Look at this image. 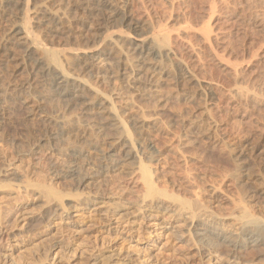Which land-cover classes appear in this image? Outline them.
Wrapping results in <instances>:
<instances>
[{
    "label": "rangeland",
    "instance_id": "rangeland-1",
    "mask_svg": "<svg viewBox=\"0 0 264 264\" xmlns=\"http://www.w3.org/2000/svg\"><path fill=\"white\" fill-rule=\"evenodd\" d=\"M39 1L41 2L42 0H32L30 1L31 3L29 2L30 13L38 8V6H41L38 5L40 3ZM47 1L48 0H45L43 3L41 2L42 4L46 3L45 5H48H43V8H49H45L46 16L44 19L45 23L43 22V28H47V25L50 28L54 27L55 22L51 14L54 13L56 9L58 12L60 11L59 14H61V12L63 14L66 12L67 16L64 15V17L71 22L75 20L74 16L77 19L82 15L83 17H81L83 19L85 18L84 20H87L90 24L91 21L93 24H96L97 19L98 26H96L97 24L93 25V27L96 26V29L106 25L102 18L103 14L98 12L100 14L98 15V13H96L97 11L94 10L93 12L91 10L82 13L83 11L79 3H75L76 0H74L73 4L72 0H66L70 3H66L65 0H51L49 1V3L51 2V6ZM121 1L128 2L132 5V15L134 16H132V18L140 16L138 18L140 19L145 15L144 18L147 16L146 18L151 19V21L149 19L150 25H153L151 29L146 30V35H149L150 31V34L156 33L161 26L160 24L163 26H161V28L171 32L168 31L170 35L172 33L174 34L175 31L178 32L181 27L182 30L184 26V29H191L193 38L190 40V45L195 49L193 54L195 55L197 52L195 56L198 60L194 57V59H192L194 61L189 63V68L190 74L191 71L192 73L195 72L193 76H196L200 83L203 82L199 85L200 90L198 85L190 81L188 82L189 79L187 78V74L185 75V72H181L177 67H174L175 65L171 66V63L169 64V62L164 59H158L159 63H161L160 65L166 66V71L156 84H153L151 82L152 79L144 72L140 74H138V72H130L132 68L129 67L132 66L134 59L132 47L127 42L119 43L122 45L121 48H118L120 47L118 46L119 44L117 47L115 45L117 49L114 46L106 45L108 49L104 45L102 46L104 47L103 49H107L105 52L107 56L104 61L99 62L98 67L100 68L98 72L101 73L94 74V78L91 74L88 77L89 73H85L77 67V70L74 69L77 73L73 72L76 76L73 74V77H79L77 79L82 81L86 80L84 82L90 83L87 84L93 86L91 89H96L98 94L103 95L102 97L111 98L115 103L116 111L118 110L119 112L121 122L130 130L133 137L138 132L137 127L141 124L144 125V123L152 129L158 128V130H160L159 139L162 142L161 144H164L163 150L162 148L158 150L160 151L158 154L161 156L160 167L163 166L164 172H169L168 176L172 175L171 178H168L166 172L164 176L162 175V180L166 183H163V185L164 187L166 186L165 188L167 190L170 189V191H173L174 189L171 187L167 188V186L171 185L168 180H172L173 176L175 177L174 179L177 178L175 176L178 169L177 165L178 167L181 165L179 168H182L184 165V174L187 177L189 175V178H191L189 180H191V185L194 188V196L192 195L191 197L187 193L184 195L181 194L180 197H184L183 199H187L188 197L192 201H197L203 208V210H201L202 212H200L201 214H198V217L201 215L203 219L201 217H196L193 222L189 214L185 211L176 214L178 209H176V211L174 210L177 205H173L174 203L172 204L174 208L169 206L167 209L163 210L164 208L160 206V208H158L156 204L152 203V205L150 201L142 203L141 201L139 202L138 198H135V193L126 186V181H129L136 172V161L126 162L123 159V155L117 151H115L112 156L107 155L112 154V152L104 148L107 143L114 140L118 134L115 128L108 126L100 115L95 113V109L93 110L86 105L94 96L92 95V91H86L87 93L85 92L86 94L84 93L85 95H83L86 101L89 100L88 103H85L86 101L84 99H82V101L74 100L71 102L50 96V94L47 93L48 88L47 83L44 82L45 79L39 72L40 76L36 74V69L27 65L29 64V60L26 58L27 55L23 53V51L25 52L24 49L26 45L19 42L13 37L11 32L8 31L13 28L11 24H15V22L19 20L18 17H20L19 14H21L20 11H18L19 7L14 4L11 6L5 5L4 7L3 4H0V39L2 38L0 40V47L2 48L7 44V47L5 45L7 48L6 52L5 47L2 48L3 50L0 48V174L3 175H0V180L3 179L4 174H10L8 178H4V181H2H7L6 183L9 182V184H12L9 188L0 189V208L7 211V207H11L14 212L13 216L9 219L11 223H8L11 226H8L7 223V225L4 223L0 226L1 229L4 227L3 232L0 231V235H2L3 244H6V239H9L10 248L13 247L11 249L13 257L21 256L22 254L25 258H28V263L105 264L104 262H107L108 264H201L203 260L200 259L201 256L199 257L196 252H201L200 250L203 249L194 241L197 237L195 236L197 229L206 227L209 230H218L223 234L236 232V228L242 225V221L240 222L238 218L235 217L237 214L235 209H233L235 208L233 205L239 204L240 202L245 204L247 208L249 207L248 210L251 209L252 213L251 211L249 212L252 215L258 216V218L255 217L256 221L253 220L256 222L255 225L252 224L253 222L243 223L248 225H244L247 231L250 230L248 233L257 234L259 232L257 235H262L264 237V228L260 227L263 226L262 223L264 222H262V220H264V155H257L258 157L255 155L251 157L245 154V150L249 149L250 144L254 140L257 141L258 139L264 138V0H253L255 2L252 0H224L226 7L219 6V4L216 3L217 0H214L215 3L213 0H176L175 6H178L174 7V9H170V7L165 5H161V7L160 5H156L157 7L153 8L154 11L151 9L146 13V10L142 7L143 3L140 0H134L135 2L133 1V3L132 0ZM33 3L36 7L33 6ZM75 4H78V6ZM213 4L215 6L214 9H212L213 7L210 8ZM64 5H68L66 6L67 9ZM70 5L73 8L70 7ZM61 7H64V12L63 9L61 10ZM15 8L18 9H16L18 11L17 15L16 12L12 13V9L15 11ZM47 10L52 11L47 15ZM171 10L172 12L170 13ZM210 10H212V12ZM73 13H75V15ZM148 13H151L149 14L151 16L148 17V15H146ZM96 14L97 17H95ZM176 16H178V20L175 18ZM48 17L54 24H50L51 20ZM169 17L172 18L170 19ZM72 18H74V20ZM29 19H31V30L33 29V32L36 33L35 35L37 36L43 29L35 23L33 15L31 16L29 14ZM93 20L95 21L93 22ZM100 20L101 22L99 23ZM182 24H184V26ZM7 25L10 27L8 26L7 28ZM73 25L72 30L74 31L76 29L78 31L76 24ZM179 25L181 27H179ZM4 26L6 28H4ZM3 30L5 32L7 31L8 35L2 33ZM73 31H71V33ZM208 31L210 33V38L207 45L206 42L203 43L200 39H202L201 33H208ZM82 32H84V30ZM173 34L171 36H173ZM40 35L41 34H39V36ZM134 35H137L135 31H130L128 37L131 38ZM39 36L38 38L41 39L43 45L48 43L47 40H44L43 33L42 36H40L41 38ZM3 38L7 40V43ZM13 39L18 42L15 41V44L12 46V43H14L12 42ZM2 41L4 45L3 43L1 44ZM174 41H176L174 45L176 46L177 44V47L180 48L179 40ZM82 42H87L89 45L94 46L92 42L86 41L85 38L84 41L83 39L77 40V44H81ZM83 43L77 46L90 49L91 46L89 47L87 43ZM48 44L44 46L48 47ZM11 47L12 49L14 48L15 52L10 49ZM49 47L51 48V46ZM61 47L62 46L59 48ZM63 47H67V45ZM4 53L6 54L4 55ZM24 54L25 56H22ZM131 59L133 61H131ZM13 60L15 63L12 62ZM24 60L25 62L28 60L26 64ZM19 62H22V64ZM16 66L18 68H16ZM30 69H33V72ZM235 69L237 70V72H235L237 76L236 74L234 75ZM90 78H93L91 82H89ZM136 78H138V80H136ZM185 78L187 79V83H185ZM148 92L150 95L146 97L145 94H149ZM242 92H246L244 93L245 95H243ZM249 94L261 97L255 99V96L253 97ZM208 112L210 113V121L205 119L204 116L208 114ZM56 121H63L69 126L74 125L81 128H88L92 132L94 146L91 148L90 156L86 158L89 162L85 161V159L82 160L83 162L81 161L82 164L80 165L83 166V173L97 168L95 171L97 173L99 172L100 175L98 173L97 178L95 176L97 174L96 172L90 171V174L85 172L87 173H84L85 175L89 174V177L87 176L89 181L87 180L81 188H76V186H74L75 182L72 181V183L69 179L66 181V179L63 178L65 174L62 176L60 175L61 178L59 176L61 172L59 169L61 166L62 168L64 167L62 165L63 163L64 165L66 164L63 168V170L65 169L64 171H69L74 168V163L72 162L75 161L68 157L67 151L69 147L73 145L75 139L72 136L70 137V135L68 136L61 133L56 126ZM67 121H71L70 124ZM214 128L216 129L214 130ZM228 135L235 141L236 145L234 148L229 147L227 144L225 145L224 138ZM230 148L232 150H237L232 151ZM242 148L243 153H240V151L242 152ZM228 152L234 154L230 157ZM103 156H105V159ZM66 160H68L69 163ZM96 162H98V165H96ZM83 163H85V165ZM109 163L113 164H111L112 167L116 166L115 168L117 170L112 172L113 169L109 168L110 170H106V172H100L106 165L110 166ZM143 164L149 165V161L145 160ZM92 165H95V167L92 168ZM89 166L91 167L90 169L88 168ZM56 171L57 174L59 173L58 175L54 174ZM92 175L94 176L92 177ZM57 176L60 179H58ZM70 182L71 184L69 185L68 183ZM26 183L33 186H30L25 191L23 187ZM15 185L18 186L15 187ZM40 185L47 188L51 187L56 190V192L62 193L63 195L68 193L72 195L75 193V195H77L76 193H78L79 195L76 196V201H85L87 197H91L95 200L93 204L91 202L88 207L83 205V202H80L82 203L81 206L76 205V202H74L75 199H73L75 196H72L69 199L70 201L65 198L63 202L69 205V209L67 208L68 212L62 213L59 217L58 215L61 211L57 209V212L58 210L60 211L58 215L57 212L56 214L50 213L49 215L46 213L47 210L55 208L58 203L54 200H50L54 203L48 202V204H46L47 200H44L45 198L39 195L36 189V186ZM232 201H234V203ZM232 210L234 212H232ZM231 213L234 214V217L230 215ZM44 214L46 215L44 216ZM51 215H54V217ZM39 216H41V218ZM234 220H236V222ZM259 222H262L261 225H258L260 224ZM88 223L93 224L94 233L90 235L92 237H89L87 241L85 238V240H83V235L79 233L77 236L75 233L81 230L80 228L77 229L78 225L81 226V224ZM248 223H250L252 227H250L251 225ZM5 225L7 226L6 228ZM44 225L47 228H45ZM67 229H69L70 232H68ZM59 230L66 231L64 234H69V236H71L72 230H76V232H73L74 234L68 238L69 240L67 239V243H62V247L66 245L64 247L65 250H63L65 254L62 251L63 248L59 246L54 248L51 254H48L50 256H45L47 252L49 253L47 248V243L49 244L48 241L51 239H54V241L59 239L58 235L61 233ZM260 230L263 231L261 232ZM51 235L52 238H50ZM53 235H55V238H53ZM95 235H98V237L101 236L98 239ZM94 238H97V241ZM46 239H48V241ZM83 244L84 246H82ZM102 248L104 249L102 250ZM262 250V253L260 252L257 256L244 252L238 256V259H230L227 257L224 250L218 247L214 252L203 250L202 253H204L202 256L205 259L210 257L211 264H264V249L262 248ZM6 251L10 252L8 244ZM76 251L78 252L75 253ZM208 253L211 256H208ZM55 254H58V256ZM62 254L65 256L63 257ZM60 255L65 258V260L60 257ZM88 256H91V259ZM45 257L48 258L46 259ZM59 257L62 258V261L61 259L59 260ZM104 258L107 260L109 259L108 261L110 262Z\"/></svg>",
    "mask_w": 264,
    "mask_h": 264
},
{
    "label": "bare ground",
    "instance_id": "bare-ground-1",
    "mask_svg": "<svg viewBox=\"0 0 264 264\" xmlns=\"http://www.w3.org/2000/svg\"><path fill=\"white\" fill-rule=\"evenodd\" d=\"M32 1V0H30ZM29 0H0V4H3L4 7L5 5H12L14 4L15 6H18L19 7V10L17 8H15L13 11L12 9V13H15L16 12V15H17V12L20 11L21 14L18 21L15 22V24H11V27L13 28H9L11 32V34L13 35V37H15L19 42L23 43V45L25 44L26 45V48L24 49L25 52L23 51V53H25L27 55V59L29 60V67H32L33 69H36L37 73L45 79L44 82L47 83V88H48V94H50V96L52 97H55L57 99H64V100H68V101H74V100H81L84 99L83 98V95H85L87 92L86 91H92V95H94L92 97V99L89 101H86L85 99V103H88L86 104L89 108H92L93 110L95 109L97 113V115L99 114L100 117L103 119V121L110 127L112 128H115L117 130V134L118 136L112 140L111 142L107 143L106 147L104 148L105 150H109V152H112V154H107V155H114V152L117 151L118 153L120 152L122 155H123V159L127 162V161H136V164H137V169H136V172L134 173L133 177H131L129 179V181H126V186L130 188V190L135 193L136 197L135 198H138L139 202L141 201L142 203L145 201H150L151 204H156L158 206V208H164L163 210L167 209L169 206L173 207V205L177 204L175 206V211L176 209L177 212H187L189 214V217L190 219H192V221L198 217L199 213L202 212L201 210H203V208L199 205V203L197 201H192L191 199H189L187 197V199H183L184 197H180V195H184V194H189L191 197L194 193V188L192 187L191 185V178H189V175L188 177L185 176L184 174V171L185 169H183L184 167L182 166V168H179L181 165H177V174L174 175L177 177L176 179H174L175 177L173 176L172 180L170 179V181L168 180V182L171 183L170 186H167V188L171 187L172 189H174L173 191L170 189L167 190L163 183V180H162V175L164 176L166 173V175L168 176V173L169 172H164L163 171V166L160 167V161H161V156L158 154V150H163V145L161 144L162 142L160 141L159 139V132L160 130L157 129H152L151 127L143 124H141L140 126L137 127V130L138 132L136 133V135H133L131 134L130 130L127 129V127L121 122V118H120V115H119V112L118 110L116 111V108H115V103L113 102V100L111 98H108V97H102L103 95L102 94H98L97 90L96 89H91V87L93 86H90L88 84L90 83H86L82 80H78L77 78L79 77H73V72L77 73L76 72V67L78 69H80L81 71L85 72V73H89L88 77L91 76L94 78V74H99L101 72H98V69L100 67H98V64L99 62L101 61H104L107 56V53L106 50L108 49L106 47L107 46H114L121 43V42H127L128 44L131 45V49H132V53H133V59L134 61L131 59V61H133V64L131 67L129 68H132L130 69L131 71L130 72H138V74L140 73H145L148 75V77H150L152 80L151 82L153 84H156V82L160 79V77L164 74V72L166 71V66H162L160 65L161 63H159L158 59H164L166 61L169 62V64L171 66L175 65L174 67H177L181 72H185V75L187 74V78L189 79L188 82H192L194 83L195 85H198V88L200 87L199 85L203 82L200 83V81H198V79L196 78V76H193V74L195 72L192 73L191 71V74H190V68H189V63L191 61H194L192 59H194V57H196V53L195 55L193 54V51L195 50L191 45H190V40L191 38H193L192 34L191 33V29L190 30H187V29H184L185 26L184 24H182L184 26V28L181 30V26L179 25V28L180 30L175 31L173 36L170 35V31L169 30H166L164 28H161L162 24H160L161 26L159 27V30H157L156 33L154 34H150L151 31L149 32V35H146V30H149L152 28V25H150V21L151 19L150 18H144V16H142L141 18L143 19H138L139 17H135V18H132V13H133V10L131 9L132 5L129 4L128 2H123L121 0H76L75 3H79V6L81 7L82 9V13H85L84 11H91L93 12L94 11H97L96 13H100V14H103V20L105 22V26L103 27H98L96 29V26H98V22H97V19H96V26L93 27V23L91 21V24L89 22H87V20H84L81 16L79 18L76 19V17L74 16L75 13H73L74 15H71V16H74V18H72L74 21L71 22V21H68L67 19H65L67 16L66 15V12L65 9H63L64 7L66 8V6L68 5H64V7L62 8L61 7V10L63 9V12L64 14L61 12V14H59L58 10L56 9L54 13L51 14V17L52 19L54 20L55 24L52 23V20H51V23L50 24H54V27H49L47 25V28L46 27H42L43 26V22H44V19H45V16H46V10L45 8H48V7H45L43 8L44 6H48V5H45V4H42L40 1V3L37 4L38 5H41L40 7L38 6V8H36L34 10L33 8V12L30 13V9H29ZM38 1V0H37ZM49 1L51 0H48L47 3H49ZM56 1H59V0H56ZM66 1V0H65ZM65 1H60V2H65ZM73 1V2H72ZM72 4L74 3V0H72ZM129 1V0H128ZM134 0H132V3H133ZM142 3V7L146 10V12H148L149 10H153V8H156L157 6L156 5H165V6H168L170 7V9H174V7H177L178 5L175 6V3L177 2L176 0H140ZM211 1V0H210ZM249 1V0H248ZM253 1V0H252ZM68 1H66L67 3ZM135 2V1H134ZM214 2V0H213ZM224 0H217L216 3L219 4V6L221 7H226ZM247 2V1H246ZM255 2V1H253ZM31 3V2H30ZM51 3V2H50ZM49 3V4H50ZM54 3V1H53ZM70 3V2H68ZM137 3V1H136ZM211 3V2H210ZM215 3V2H214ZM227 3V2H226ZM252 3V2H251ZM71 4V5H72ZM138 4V3H137ZM250 4V3H249ZM35 5H36V1H35ZM34 3H33V6H35ZM44 5V6H43ZM70 5V7H72ZM78 6V4H75ZM73 5V6H75ZM136 5V4H135ZM32 6V5H31ZM51 6V4H50ZM164 6V8H165ZM1 7V6H0ZM3 7V6H2ZM36 7V6H35ZM79 7V9H80ZM208 7V6H207ZM213 7L212 9L215 8L214 4L212 6H210V8ZM31 8V9H32ZM52 8V7H51ZM73 8V7H72ZM77 8V7H76ZM135 8V7H134ZM138 8V7H137ZM148 8V9H147ZM231 8V7H230ZM3 9V8H2ZM18 11H17V10ZM49 9V8H48ZM67 9V8H66ZM136 9V8H135ZM159 9V8H158ZM168 9V8H167ZM179 9V8H178ZM221 9V8H220ZM1 10V9H0ZM10 10V9H9ZM53 10V8H52ZM51 10V11H52ZM75 10V9H74ZM142 10V9H141ZM157 10V9H156ZM11 11V10H10ZM32 11V10H31ZM50 11V10H49ZM47 10V15L48 13H51V11L49 12ZM79 11V10H78ZM212 12V10H210ZM229 11V10H228ZM231 11V10H230ZM6 12V11H5ZM8 12V11H7ZM73 12V11H72ZM71 12V13H72ZM143 12V10H142ZM151 12V11H150ZM172 12V10L170 11V13ZM227 12V11H226ZM1 13V11H0ZM4 13V12H3ZM98 13V15H100ZM152 13V12H151ZM151 13H148L146 15L151 16L149 14ZM175 13V12H174ZM209 13V12H208ZM214 13V12H213ZM29 14L32 16L33 15V19L35 21V23L40 26L42 29L41 34L40 36H42V33L44 35V40H47L48 41V45L51 46V48L48 46H44V45H47V44H44L43 45V42L41 41V39L38 38L39 34L36 36L33 32V29L31 30L32 26L31 25V19H29ZM70 14V13H69ZM155 14V13H154ZM215 14V13H214ZM2 15V14H1ZM4 15V14H3ZM78 15V14H77ZM92 15V14H91ZM153 15V13H152ZM173 15V14H172ZM179 15V14H177ZM184 15V14H183ZM222 15V13H221ZM50 16V14H49ZM70 16V15H69ZM79 16V15H78ZM90 16V15H89ZM93 16V15H92ZM91 16V17H92ZM220 16V15H219ZM2 17V16H1ZM14 17V15H13ZM17 17V16H16ZM15 17V18H16ZM97 17V14L96 16ZM99 17V16H98ZM134 17V16H133ZM153 17V16H152ZM173 17V16H172ZM171 17V18H172ZM184 17V16H183ZM32 18V17H31ZM69 18V17H67ZM101 18V19H102ZM170 18V17H169ZM170 18V19H171ZM176 19L178 18V16L175 17ZM210 18V17H209ZM212 18V17H211ZM264 18V17H263ZM1 19V18H0ZM70 19V20H72ZM90 19V18H89ZM92 19V18H91ZM95 19V18H94ZM150 19V21H149ZM102 20V21H103ZM168 20V19H167ZM166 20V21H167ZM174 20V19H173ZM178 20V19H177ZM211 20V19H210ZM1 21V20H0ZM33 21V20H32ZM33 21V22H34ZM95 20H93L94 22ZM169 21V20H168ZM30 22V23H29ZM32 22V23H33ZM47 22V21H46ZM50 22V21H49ZM48 22V23H49ZM101 22V20L99 21V23ZM103 22V23H104ZM1 23V22H0ZM45 23V22H44ZM153 23V22H151ZM183 23V22H182ZM200 23V22H199ZM73 24H76V28H78V31L76 30H72V26H74ZM179 24V23H178ZM46 25V24H45ZM110 25V26H109ZM164 25V24H163ZM9 25H7V28H8ZM101 26V25H100ZM166 26V25H165ZM164 26V27H165ZM190 26V25H189ZM10 27V26H9ZM36 27V26H35ZM163 27V26H162ZM187 27V26H186ZM4 28H6L4 26ZM38 28V27H37ZM50 28V29H48ZM74 28V27H73ZM167 28V27H165ZM189 28V27H188ZM191 28V27H190ZM207 28V27H206ZM7 30V29H5ZM35 30V29H34ZM80 30V31H79ZM84 30V32H82ZM194 30V29H193ZM192 30V31H193ZM40 31V29H39ZM71 31H73V36H72V33ZM130 31H135V33L137 35H134L133 37H128V34ZM153 31V30H152ZM168 31L170 33H168ZM37 32V31H36ZM145 32V33H143ZM195 32V31H194ZM2 33H8L7 31L5 32L3 30ZM196 33V32H195ZM212 33V32H211ZM9 34V35H11ZM197 34V33H196ZM202 35V39H200V41H202L203 43L204 42H208L209 41V38H210V33L208 31V33H201ZM8 35V34H7ZM4 36V34H3ZM39 36V37H40ZM1 37V36H0ZM7 37V36H6ZM10 37V36H9ZM41 38V37H40ZM84 38L86 39V41L88 42H92L94 44V46L92 45H89V43L87 42H82L83 44L87 43L90 47V49H87L85 46L86 49L82 48L81 46H77L79 44H77V40L79 41V39H83L84 41ZM2 39V38H1ZM0 39V40H1ZM8 39V38H7ZM4 41H6L7 43V40H5L3 38ZM17 40H15L16 42H18ZM43 40V41H44ZM174 40H179V45H180V48L177 47V44L176 46L174 45L176 41ZM10 41V40H9ZM8 41V42H9ZM15 41L13 39L12 42V46L13 44H15ZM174 41V42H173ZM11 42V41H10ZM46 42V41H45ZM3 43V41L1 42V44ZM20 43V44H21ZM81 43V44H82ZM11 44V43H10ZM80 44V45H81ZM4 45V43H3ZM2 45V46H3ZM6 47H7V44H5ZM4 45V47H5ZM19 45V44H18ZM67 47H63V46H66ZM105 46L107 49H103L104 47L102 46ZM124 45V44H123ZM203 45V44H202ZM208 45V43H207ZM16 46H17V43H16ZM60 46H62L61 48H59ZM87 46V45H86ZM118 48H121V44H119ZM211 46V45H209ZM2 47V48H4ZM5 47V52L7 51ZM10 47V46H9ZM23 47V46H21ZM81 47V48H80ZM115 47V48H116ZM206 47V46H205ZM1 48V47H0ZM1 48V49H2ZM113 48V47H111ZM211 48V47H209ZM11 50L14 51V48L12 49V47L10 48ZM117 49V48H116ZM3 50V49H2ZM10 50V51H11ZM105 50V51H104ZM207 50V49H206ZM12 51V52H13ZM203 51V50H202ZM3 52V51H2ZM9 52V51H8ZM15 52V51H14ZM195 52V51H194ZM11 53V52H10ZM6 53H4L5 55ZM17 54V52H16ZM22 55V56H25ZM110 54V53H109ZM214 55V54H213ZM216 55V54H215ZM17 56H20V55H17ZM6 57V56H5ZM9 57V55H8ZM11 57V56H10ZM13 57V55H12ZM16 58V56H15ZM20 58V57H19ZM24 58V57H23ZM22 58V59H23ZM197 58V57H196ZM195 58V59H196ZM217 58V57H215ZM108 59H109V55H108ZM17 60V58H16ZM27 60V61H28ZM198 60V58L196 59ZM18 61V60H17ZM26 61V62H27ZM14 62V60L12 61ZM23 62V61H22ZM22 62H19L20 64H22ZM25 62V60H24ZM23 62V63H24ZM25 62V64H26ZM15 63V62H14ZM18 63V62H16ZM132 63V62H131ZM193 63V62H192ZM198 63V62H197ZM196 64V63H195ZM192 65V64H191ZM26 66V65H25ZM194 66V65H193ZM236 67V66H235ZM234 67V68H235ZM16 68H18L16 66ZM21 68V67H20ZM240 68V67H239ZM33 69L31 70L33 72ZM76 69V70H74ZM232 69V68H231ZM74 70V71H73ZM178 70V71H179ZM236 70V69H235ZM239 70V69H238ZM17 71V70H15ZM23 71V70H21ZM28 71V70H27ZM80 71V72H81ZM179 71V73H180ZM20 72V71H19ZM39 72V73H38ZM234 71V75L236 74ZM137 74V75H138ZM39 75V76H40ZM76 76V74H74ZM135 75V76H137ZM97 76V75H95ZM183 76V75H182ZM237 76V74H236ZM196 79H195V78ZM239 77V75H238ZM237 77V78H238ZM93 78H90L89 82H91V79L93 80ZM182 78V77H181ZM96 79V77H95ZM162 79V78H161ZM184 79V77H183ZM186 79V78H185ZM136 80H138V78H136ZM95 81V80H94ZM93 81V82H94ZM183 81V80H182ZM187 83V79L185 80ZM208 84V83H207ZM92 85V83H91ZM190 85V83H189ZM209 85V84H208ZM204 86V85H203ZM207 86V85H206ZM205 86V87H206ZM90 87V88H89ZM194 87V86H193ZM197 87V86H196ZM206 89V88H205ZM209 89V88H208ZM211 89V88H210ZM95 90V91H94ZM200 90V88H199ZM204 90V89H203ZM240 91V90H239ZM245 91V90H244ZM86 92V93H85ZM150 92V91H149ZM148 92V93H149ZM247 92V91H246ZM244 92V93H246ZM85 93V94H84ZM100 93V92H99ZM240 93V92H239ZM243 93V92H242ZM243 93V95H245ZM46 94V93H45ZM237 94H238V91H237ZM47 95V94H46ZM101 95V96H100ZM146 97L150 95L149 94H145ZM242 95V96H243ZM250 95V94H249ZM49 96V98H50ZM250 96H255V99L258 98V97H261V96H258V95H254V94H251ZM85 97V96H84ZM145 97V96H144ZM252 97V98H253ZM247 98V96H246ZM84 102V101H83ZM84 104V103H82ZM81 104V105H82ZM85 105V104H84ZM86 106V107H87ZM86 110V109H85ZM210 113L208 112V114L204 115L205 116V119H208V121H210L209 115ZM212 118V117H211ZM64 121V120H63ZM63 121H56V126L57 128H59L60 132L63 133V134H66V135H70V137L72 136L75 141L73 143L72 146L69 147V150L67 151V154H68V157L73 159L75 162H72L74 163V168H72V170H69V171H64L63 168L66 166V164L64 165V163L62 164L64 167L59 169L58 166L57 168L62 172H60L59 176L65 174V176H63V178L66 179H69L71 182H75V185L76 188H81L82 186H84V184L86 183V181L89 179L88 175L90 174V171H85L87 173H89L88 175H85L87 173H83V166H81L80 164H82V160H85L88 156H90V152H91V148L94 146V141L92 140V132L88 129V128H81L79 126H69L68 124H66L65 122ZM66 121V120H65ZM204 121V120H203ZM68 122V121H67ZM71 121H69L68 123L70 124ZM142 122V121H140ZM144 122V121H143ZM74 123V122H72ZM71 123V125H72ZM140 124V123H139ZM196 124V123H195ZM55 125V124H54ZM68 125V126H67ZM194 126V125H193ZM192 126V128H193ZM199 126V125H198ZM196 128V127H195ZM199 128V127H198ZM197 128V129H198ZM216 128H214L215 130ZM209 130V129H208ZM193 132V131H192ZM210 132V131H209ZM258 132V131H257ZM191 133V131H190ZM208 133V132H207ZM213 133V132H212ZM210 134V133H209ZM258 134V133H257ZM261 134V133H260ZM259 134V135H260ZM59 135V134H58ZM208 135V134H207ZM262 135V134H261ZM230 135H228L227 137L225 136L224 138V142H225V145L227 144L229 147H235V141L229 137ZM233 137V136H232ZM257 137V136H256ZM68 138V137H67ZM234 138V137H233ZM259 138V137H258ZM262 138V136H261ZM73 140V139H72ZM250 140V139H249ZM254 140V139H253ZM252 140V141H253ZM257 140V139H256ZM240 141V140H239ZM96 142V141H95ZM250 143V142H249ZM242 144V143H241ZM249 146V145H248ZM238 147V146H236ZM245 147V146H244ZM171 149L173 150V148L171 147ZM170 149V150H171ZM231 149V148H230ZM229 149V150H230ZM240 149V147H239ZM232 150V149H231ZM230 150V151H231ZM234 150H237V149H234ZM232 150V151H234ZM168 151V150H166ZM100 152V151H99ZM18 153V152H17ZM117 153V154H118ZM230 157L234 154H232L231 152H228ZM240 153H243V148H242V152L240 151ZM239 153V154H240ZM245 154H248L249 156L253 157V156H263L264 155V138L262 139H258L257 141H253L251 144H250V147L248 150H245ZM66 155V154H65ZM238 155V154H237ZM67 156V155H66ZM244 156V155H243ZM257 156V157H258ZM105 156H103L104 158ZM109 157V156H108ZM239 157V156H238ZM247 157V156H246ZM90 158V157H89ZM102 158V159H103ZM242 158V157H241ZM249 158V157H248ZM260 158V157H259ZM68 159V158H67ZM70 159V160H71ZM105 159V158H104ZM250 159V158H249ZM254 159V158H253ZM257 159V158H256ZM147 160L149 161V165H145L143 164V162ZM234 160V159H233ZM252 160V159H251ZM260 160V159H259ZM68 162V160H66ZM65 161V162H66ZM82 161V162H81ZM85 161H88L87 159ZM255 161V160H254ZM264 161V159H263ZM66 162V163H67ZM89 162V161H88ZM101 162V161H100ZM260 162V161H259ZM69 163V162H68ZM77 163V164H76ZM86 163V162H85ZM85 163H83L85 165ZM93 163V161H92ZM98 162H96V165ZM91 164V163H90ZM95 164V163H94ZM110 164V163H109ZM112 164V163H111ZM110 164V166H107L106 165L102 171L100 170V172H106V170H110L111 168L113 169V171L117 170L114 166L112 167ZM180 164V163H179ZM80 165V166H79ZM100 165V164H99ZM113 165V164H112ZM116 165V164H115ZM69 166V165H68ZM67 166V167H68ZM88 166V164H87ZM93 166V165H92ZM102 166V165H101ZM176 166V165H175ZM56 167V166H55ZM71 167V166H69ZM68 167V168H69ZM73 167V166H72ZM95 165L92 167L94 168ZM89 169L91 168L90 166L88 167ZM99 168V167H98ZM110 168V169H109ZM1 169V168H0ZM84 169H87V168H84ZM88 169V170H89ZM97 169V168H96ZM95 169V170H96ZM100 169V168H99ZM3 170V169H2ZM1 170V171H2ZM53 170V169H51ZM68 170V169H67ZM94 169L92 171L96 172ZM173 170V169H172ZM54 171V170H53ZM64 171V173H63ZM91 171V172H92ZM98 171V170H97ZM171 171V170H170ZM175 171V170H174ZM3 172V171H2ZM55 172V171H54ZM4 173V172H3ZM6 173V172H5ZM97 173V172H96ZM99 173V172H98ZM98 173L94 175L97 177L98 176ZM55 175L57 174V171L56 173H54ZM57 174V175H58ZM109 174V173H108ZM184 174V175H183ZM1 175V174H0ZM92 175V177L94 176ZM100 175V173H99ZM107 175V174H106ZM105 175V176H106ZM3 176V175H1ZM0 176V177H1ZM9 175H5L4 174V178H8ZM60 176V178H61ZM88 176V177H87ZM102 176V175H101ZM58 177V176H57ZM91 177V175H90ZM95 177V178H96ZM171 178V176H168V178ZM58 177V179H60ZM98 178V177H97ZM102 178V177H101ZM1 179L0 180V189H6V188H9V186H12V184H9L6 183V182H3L4 180ZM3 180V181H2ZM8 180V179H7ZM11 180V179H9ZM64 180V179H62ZM68 180V181H69ZM92 180V179H91ZM165 180V179H164ZM65 181V180H64ZM65 181V182H66ZM89 181V180H88ZM11 182V181H10ZM68 183L69 185L71 184ZM72 182V183H73ZM92 182V181H91ZM63 183V182H62ZM67 183V182H66ZM169 183V184H170ZM92 184V183H91ZM166 184V183H165ZM193 184V183H192ZM264 184V183H263ZM65 185V184H64ZM168 185V184H167ZM18 186V185H15V187ZM30 186H33L29 183H26L25 186L23 187L26 191V189H28ZM73 186V187H74ZM37 190H38V194L41 195L42 197H44L45 199L44 200H47V203L48 202H51L52 200H54L56 203H58V205L55 207V208H50V210H47V214L50 215V213H55L57 212V209H59L61 211V213L58 215V213L60 212L58 210L57 212V215L60 217L62 213H65L69 208L67 204H64L63 200L65 198H67L66 200L70 201L69 199L72 197V196H75V201L76 202V205H79L81 206L82 203L80 202H83V205L85 206H88L91 202L93 204L94 200L91 198V197H87V199H85V201H76L77 199V195H79L78 193H76L77 195H75V193H73L74 195L68 193V194H65L63 195L62 193H59V192H56V190H54L53 188L51 187H43V185H40V186H36ZM72 187V186H71ZM11 188V187H10ZM19 188V187H18ZM47 188V189H46ZM68 188V187H67ZM263 188V187H262ZM53 189V190H52ZM68 190V189H67ZM66 191V190H65ZM71 192V191H70ZM215 192V191H214ZM217 192V191H216ZM19 193V192H18ZM215 194V193H214ZM194 196V195H193ZM221 198V197H220ZM17 199V198H16ZM79 199V198H78ZM81 199V198H80ZM218 199V198H217ZM240 199V197H239ZM51 200V201H50ZM242 200V198H241ZM222 201V200H221ZM238 201V200H237ZM240 201V200H239ZM244 201V200H243ZM96 202V201H95ZM234 203V201H232ZM230 202V203H232ZM51 203H54V202H51ZM220 203V202H219ZM222 203V202H221ZM224 203V202H223ZM237 203V202H236ZM239 203V202H238ZM241 203V204H240ZM239 204H232L233 207L235 206V212L237 214V217L238 220L241 222L242 221V225L237 227L236 228V232L234 233H226V234H223L221 233L220 231L218 230H215V229H208L206 227H201L199 229H197V232L195 233V236H197L195 238V242L200 246V248H202L203 250H206V251H210V252H214V250L218 247H221L225 254L227 255V257H229L230 259L232 258H237L238 259V256L244 252H248V253H251L253 255H259V253L261 252L262 253V248L264 249V237L262 235H257L259 234V232L257 234H251V233H248V231L250 230H246V226H248L247 224H243V223H246V222H253L252 224L255 225L256 222H254L253 220L256 221L255 217L258 218V216H254L252 215V211L251 209L248 210V208L246 207L245 204H243L242 202H240ZM245 203V202H244ZM152 204V205H153ZM243 204V205H242ZM247 204V203H246ZM113 205V204H112ZM155 205V207L157 208V206ZM231 205V206H232ZM53 206V204H52ZM55 206V205H54ZM67 206V207H66ZM160 206V207H159ZM248 206V205H247ZM3 207V206H1ZM59 207V208H58ZM89 207V206H88ZM68 208V209H67ZM85 208V207H84ZM117 208V207H116ZM174 208V207H173ZM174 210H172L173 212H175ZM112 211V210H111ZM171 211V210H170ZM251 211V213L249 212ZM68 212V211H67ZM206 212V211H205ZM232 212H234L232 210ZM13 210L10 208L7 207V211L6 210H3L2 208H0V226H2L4 223L8 224L10 221L9 219L13 216ZM207 213V212H206ZM67 214V213H66ZM201 214V213H200ZM235 214V215H236ZM256 214V213H255ZM46 214H44L45 216ZM206 215V214H204ZM230 215H233L234 217V214H230ZM54 217V215H51ZM208 216V214H207ZM41 218V216H39ZM38 217V218H39ZM48 217V216H47ZM46 217V218H47ZM91 217V216H90ZM109 217V216H108ZM201 217V215H200ZM198 217V218H200ZM211 217V216H209ZM230 217V216H229ZM231 217V218H233ZM37 218V220H38ZM45 218V219H46ZM69 218V217H68ZM79 218V217H78ZM87 218V217H86ZM89 218V217H88ZM202 218V217H201ZM205 218V217H204ZM207 218V217H206ZM236 218V219H237ZM81 219V218H80ZM203 219V218H202ZM211 219V218H210ZM214 219V218H213ZM234 219V218H233ZM232 219V220H233ZM5 220V221H4ZM237 220V221H238ZM4 221V222H3ZM36 221V220H35ZM40 221V220H39ZM62 221V220H61ZM88 221V220H87ZM191 221V222H192ZM206 221V220H205ZM236 222V220H234ZM259 221V219H258ZM264 220H262L263 222ZM37 222V221H36ZM42 222V221H41ZM76 222V221H75ZM94 222V221H93ZM194 222V221H193ZM204 222V221H203ZM261 222V223H262ZM11 223V222H10ZM91 223V222H90ZM81 224L78 225L77 229H81V230H78L77 233L76 230L75 231H71L72 234H78L80 233L81 235H83V240L87 239L88 241V238L89 237H92L90 236L91 234L94 233L93 231V227L92 225L93 224ZM96 223V222H95ZM200 223V222H199ZM260 223V222H259ZM258 224V225H261ZM6 224V225H7ZM49 224V223H48ZM205 224V222H204ZM238 224V223H237ZM241 224V223H239ZM250 224V223H248ZM5 225V228L7 227ZM10 224H8L9 226ZM98 225V224H97ZM251 225V224H250ZM249 225V226H250ZM253 225V226H254ZM263 226H260V227H263L264 228V222L262 223ZM11 226V225H10ZM30 226V225H29ZM47 226V225H46ZM59 226V225H58ZM75 226V225H74ZM45 227V225H44ZM60 227V226H59ZM64 227V226H63ZM102 227V226H101ZM211 227V226H210ZM252 227V225L250 226ZM259 227V226H258ZM259 227V228H260ZM47 228V227H45ZM67 228V227H66ZM249 228V227H247ZM255 228V226H254ZM252 228V229H254ZM257 228V227H256ZM1 229V227H0ZM8 229V228H7ZM58 229V228H57ZM61 229V228H60ZM95 229V227H94ZM251 229V230H252ZM4 230V227H2V229L0 231L3 232ZM6 230V229H5ZM31 230V229H30ZM68 232L69 229H67ZM71 230V229H70ZM61 231V233H59V239H57L56 241H54V239L51 241L48 239H46L49 244L47 243L48 245V251L49 253L47 252L46 255L48 254H51V251L56 248V247H59L61 246L62 251L65 250V246L62 247V243L65 244V242L67 243V239L69 237L72 236H69V234L65 235L64 233L66 231L64 230H59ZM59 231H56V232H59ZM261 232L263 230H260ZM74 232V233H73ZM109 232V231H108ZM118 232V231H117ZM116 232V233H117ZM126 232V231H125ZM130 232V231H129ZM264 232V231H263ZM137 233V232H136ZM141 233V232H140ZM247 233V235H246ZM254 233V231H253ZM2 234V233H1ZM55 234V233H54ZM58 234V233H56ZM121 234V233H120ZM125 234V233H124ZM139 234V233H138ZM137 234V235H138ZM122 235V234H121ZM55 235H53V238ZM76 236V235H74ZM94 236V235H93ZM101 236V235H100ZM99 236V237H100ZM2 235H0V264H31V263H28V258H25L22 254L21 256H16V257H13V252H12V248H10V245H9V239H6L7 243L6 244H3V238H1ZM80 237V235H79ZM95 237H98V235H95ZM98 237V239H99ZM109 237V236H108ZM128 237V236H127ZM47 238V237H46ZM50 238H52V235L50 236ZM56 238H57V235H56ZM75 238V237H74ZM85 238V239H84ZM105 238V236H104ZM111 238V237H109ZM115 238V237H114ZM123 238V237H122ZM95 239V238H94ZM106 239V238H105ZM120 239V238H119ZM118 239V240H119ZM137 239V238H136ZM145 239V238H144ZM148 239V237H147ZM146 239V240H147ZM5 240V239H4ZM69 240V239H68ZM72 240V239H71ZM97 241V238L95 239ZM121 240V239H120ZM124 240V239H123ZM122 240V241H123ZM74 241V240H73ZM87 241H85L86 243H88ZM94 241V240H92ZM112 241V240H111ZM107 242V241H106ZM69 243V242H68ZM91 243V242H90ZM93 243V242H92ZM115 243V242H114ZM123 243V242H122ZM126 243V242H124ZM137 243H138V240H137ZM7 244H8V249L10 250V252L6 251V248H7ZM82 244V242H81ZM103 244V243H102ZM113 244V243H112ZM5 245H6V248H5ZM77 245V244H76ZM87 245V244H86ZM85 245V246H86ZM46 246V245H45ZM78 246V245H77ZM84 246V244L82 245ZM97 246V245H96ZM114 246V245H113ZM127 246V245H126ZM89 247V246H88ZM104 247V246H103ZM108 247V246H107ZM118 247V246H117ZM129 247V246H128ZM46 248V247H45ZM67 248V247H66ZM78 248V247H77ZM76 248V249H77ZM83 248V247H82ZM94 249V248H93ZM104 248H102L103 250ZM113 249V248H112ZM115 249V248H114ZM120 249V247H119ZM127 249V248H126ZM131 249V248H130ZM87 250V249H86ZM98 250V249H97ZM135 250V249H133ZM176 250V249H175ZM198 250V249H197ZM196 250V251H197ZM203 250H200L201 252H196L198 253L199 257L201 256L200 259H202L203 261L201 262V264H211V260H210V257H208V259H205L202 255V251ZM79 251V250H78ZM78 251H76L75 253H77ZM82 251H85V250H82ZM93 251V250H92ZM120 251V250H119ZM123 251V249H122ZM221 251V250H220ZM135 252V251H134ZM209 252V253H210ZM57 253V252H56ZM61 253V252H60ZM64 253V251H63ZM69 253V252H68ZM73 253V252H72ZM87 253V252H86ZM120 253V252H119ZM207 253V252H206ZM209 253L207 254L208 256H211L209 255ZM264 253V252H263ZM59 254V252H58ZM58 254L56 256H58ZM65 254V253H64ZM64 254L63 257L65 256ZM84 254V253H83ZM90 254V253H89ZM115 254V253H114ZM54 255V254H53ZM75 255V254H74ZM88 255V254H87ZM91 255V254H90ZM93 255V254H92ZM262 255V254H261ZM260 255V256H261ZM264 255V254H263ZM50 256V255H48ZM112 256V255H111ZM115 256V255H114ZM205 256V254H204ZM24 257V258H23ZM55 257V256H54ZM60 257H62L60 255ZM59 257V260L61 259L62 261V258ZM82 257V256H81ZM89 257V256H88ZM91 257V256H90ZM89 257V258H90ZM206 257V256H205ZM46 259L48 257H45ZM51 258V257H50ZM49 258V259H50ZM58 258V257H57ZM108 258V256H107ZM263 258V257H262ZM52 259V258H51ZM50 259V260H51ZM65 260V258H63ZM83 259V258H82ZM91 259V258H90ZM105 259V258H104ZM205 259V260H204ZM264 259V258H263ZM68 260V259H67ZM107 260V259H105ZM109 260V259H108ZM107 260V261H108ZM45 261V260H44ZM70 261V260H69ZM83 261V260H82ZM90 261V260H89ZM201 261V260H200ZM262 261V260H261ZM21 262V263H20ZM49 262V261H48ZM67 262V261H66ZM96 262V261H95ZM94 262V263H95ZM110 262V261H108ZM264 262V261H263ZM59 263V262H58ZM61 263V262H60ZM64 263V261H63ZM82 263V262H80ZM103 263V262H102ZM105 264H108L107 262H104ZM68 264V263H67Z\"/></svg>",
    "mask_w": 264,
    "mask_h": 264
}]
</instances>
